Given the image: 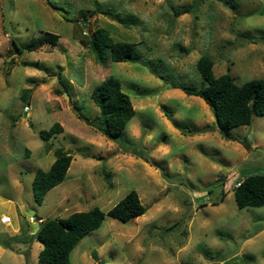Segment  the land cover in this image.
<instances>
[{
    "label": "rangeland",
    "instance_id": "374dc122",
    "mask_svg": "<svg viewBox=\"0 0 264 264\" xmlns=\"http://www.w3.org/2000/svg\"><path fill=\"white\" fill-rule=\"evenodd\" d=\"M92 1L0 0V219L14 220L0 222V264H40L43 244L30 241L40 222L26 207L41 222L107 213L131 191L144 214L106 217L72 264H99L95 253L103 264H264V207L240 209L234 195L236 184L264 175V116L227 140L203 99L170 86L201 88L202 57L216 77L264 80V0ZM100 28L141 43L147 65L98 64L85 41ZM48 34L57 43L41 45ZM110 76L136 111L114 141L94 124L90 97ZM55 123L63 132L44 140ZM59 149L72 155L68 175L39 204L33 181Z\"/></svg>",
    "mask_w": 264,
    "mask_h": 264
},
{
    "label": "trees",
    "instance_id": "16d2710c",
    "mask_svg": "<svg viewBox=\"0 0 264 264\" xmlns=\"http://www.w3.org/2000/svg\"><path fill=\"white\" fill-rule=\"evenodd\" d=\"M92 3L95 6L97 0ZM93 36L85 42L94 53L98 64L105 65L111 59L114 63L147 65L136 51L141 43L121 41L102 28ZM48 37L41 39V45L46 42L55 44L59 39L55 34H48ZM196 67L202 79L201 88L196 89L177 82H171L170 86L182 90L188 96L203 99L212 109L217 129L223 138L232 140L230 132L233 129L250 126L255 116H264V80H251L238 85L229 74L216 77L214 63L208 57H202ZM90 97L100 110V117L94 119V124L105 137L117 140L136 115L132 100L123 92L120 80L113 76L106 78L93 88ZM23 98L26 99V96ZM62 132L60 124L55 123L48 131H42L41 137L48 141ZM56 154L57 158L50 169L39 170L33 181L35 199L39 204L43 203L48 192L63 184L68 175L72 155L63 149H59ZM234 195L240 209L264 207V175L256 174L245 178L236 184ZM144 212L145 207L139 194L131 191L107 213L95 208L89 212L75 213L65 219L52 218L43 222L35 215L34 220L40 222V228L30 236V241L37 240L43 244L39 253L40 264H72L71 253L74 248L87 235L98 231L106 217L128 223L142 216Z\"/></svg>",
    "mask_w": 264,
    "mask_h": 264
},
{
    "label": "water",
    "instance_id": "95a60500",
    "mask_svg": "<svg viewBox=\"0 0 264 264\" xmlns=\"http://www.w3.org/2000/svg\"><path fill=\"white\" fill-rule=\"evenodd\" d=\"M56 12L59 13L60 15H65V13H64L63 11H61V10H56ZM84 25H86V21L84 22ZM84 27L86 28V26H84ZM10 51H11V52H16V51H18V48H17V46H16V44H15L14 42L12 43V48L10 49ZM73 203H75V202L70 203L69 206L72 205ZM69 206H68V207H69ZM26 213H27V215H28L30 218H34L35 215H36V212H34V211L28 209L27 207H26ZM92 258H93V260H94L96 263L103 264V263H101V262L99 261V257H98V255H97V253L93 254Z\"/></svg>",
    "mask_w": 264,
    "mask_h": 264
},
{
    "label": "built area",
    "instance_id": "2783aa9c",
    "mask_svg": "<svg viewBox=\"0 0 264 264\" xmlns=\"http://www.w3.org/2000/svg\"><path fill=\"white\" fill-rule=\"evenodd\" d=\"M25 111H26V113H29V111H30V107H26L25 108ZM33 219L34 218H31V220L33 221ZM13 219H12V217H10V216H7V215H3L2 217H1V219H0V222H1V224L2 225H4V226H12L13 225Z\"/></svg>",
    "mask_w": 264,
    "mask_h": 264
},
{
    "label": "crops",
    "instance_id": "0c3cea01",
    "mask_svg": "<svg viewBox=\"0 0 264 264\" xmlns=\"http://www.w3.org/2000/svg\"><path fill=\"white\" fill-rule=\"evenodd\" d=\"M11 227V226H10Z\"/></svg>",
    "mask_w": 264,
    "mask_h": 264
}]
</instances>
